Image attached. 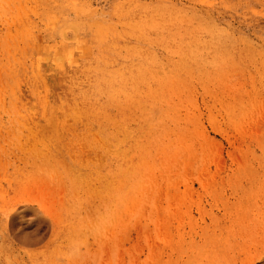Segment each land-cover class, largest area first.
Segmentation results:
<instances>
[{
  "label": "rangeland",
  "instance_id": "rangeland-1",
  "mask_svg": "<svg viewBox=\"0 0 264 264\" xmlns=\"http://www.w3.org/2000/svg\"><path fill=\"white\" fill-rule=\"evenodd\" d=\"M25 208L33 264H264V0H0Z\"/></svg>",
  "mask_w": 264,
  "mask_h": 264
},
{
  "label": "bare ground",
  "instance_id": "bare-ground-1",
  "mask_svg": "<svg viewBox=\"0 0 264 264\" xmlns=\"http://www.w3.org/2000/svg\"><path fill=\"white\" fill-rule=\"evenodd\" d=\"M30 213L29 208L14 209L0 219V264H33L37 230Z\"/></svg>",
  "mask_w": 264,
  "mask_h": 264
}]
</instances>
